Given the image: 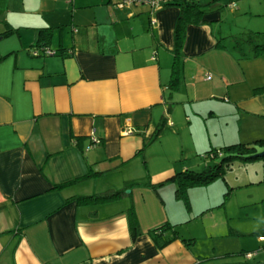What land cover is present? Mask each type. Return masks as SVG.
<instances>
[{
	"label": "crops",
	"instance_id": "1",
	"mask_svg": "<svg viewBox=\"0 0 264 264\" xmlns=\"http://www.w3.org/2000/svg\"><path fill=\"white\" fill-rule=\"evenodd\" d=\"M119 1L88 0L70 23L49 20L25 39L17 28L15 44L0 43V264H264V227L235 228L214 211L192 219L197 186L187 206L174 179L201 171L209 151L264 139L214 144L207 126L235 125L230 114L264 125V53L238 39L264 34V0L238 1L248 18L238 37L220 26V0L188 22L173 86L179 0L152 13ZM37 2L57 18L73 0ZM37 43L56 54L31 55ZM165 223L177 237L155 230Z\"/></svg>",
	"mask_w": 264,
	"mask_h": 264
},
{
	"label": "rangeland",
	"instance_id": "2",
	"mask_svg": "<svg viewBox=\"0 0 264 264\" xmlns=\"http://www.w3.org/2000/svg\"><path fill=\"white\" fill-rule=\"evenodd\" d=\"M37 1L0 0V34L4 35L0 40L1 46L7 47L15 44L19 35L16 32L17 28L20 31V35L25 39L32 34V27L46 26L49 24V20L55 22V24H67L70 23V18L75 10H77V13L79 11L83 13V11H86L85 9H88L86 7L83 8L81 5L78 7V4H83L88 0H73L68 10V2H64L67 3L66 9H64L62 16L56 18L53 11L39 12L44 7L38 6L39 2ZM199 1L205 4L203 5L204 8L209 9L215 8L221 1L220 12L222 21L220 26L227 34L236 33L235 36L238 37V32L241 33L243 26L247 25L245 19L247 20L248 18L240 16L236 9L239 0ZM230 2L233 3L230 4ZM50 6L53 8L56 5L51 3ZM58 7H61L60 3L56 6L57 9ZM148 8L150 9V7ZM215 24L218 25L216 22ZM242 35L240 34L238 37L240 40H242ZM262 37H264L262 33L253 35L254 41ZM245 47L247 48V46ZM229 120L235 125H207L209 128H213L212 130L210 129L209 138L214 144H220L230 138L243 137L244 139L241 140H248L255 134H264V125H240L237 116L231 114ZM215 121L220 124L224 122V118L223 116H218ZM251 132H254L253 135H250ZM261 153L258 152V154ZM210 162L213 164L214 160H210ZM200 166L196 167V169L203 167ZM189 196L193 204L192 210L189 211L192 219L199 220L201 215H205L204 217L207 218L208 215L213 214L227 217V219L223 218V223L226 224L228 221L235 228L237 226L247 230L248 227L255 229L264 227V159H256L249 162L234 161L227 166L222 176L205 186H197L190 189ZM207 203L212 204L214 209L201 212L202 208L210 206L206 205ZM211 211L214 212L210 213ZM188 223L190 224L191 222H187L186 225H189ZM189 227L192 226L189 225ZM197 228H200V226Z\"/></svg>",
	"mask_w": 264,
	"mask_h": 264
},
{
	"label": "trees",
	"instance_id": "3",
	"mask_svg": "<svg viewBox=\"0 0 264 264\" xmlns=\"http://www.w3.org/2000/svg\"><path fill=\"white\" fill-rule=\"evenodd\" d=\"M175 3V2H173ZM178 5L180 7V16L178 17L176 28H175V62L173 64V79L171 81V86L176 85L175 78V70L177 64V58L179 57L180 49L182 47L185 26L190 21H197L203 13L207 12V10L200 4L199 0H179ZM51 28H41L39 29V33H44L46 36H49V32ZM257 34V33H256ZM260 34V33H259ZM239 39V38H238ZM253 43L254 48L258 53H264V43H260L258 40L254 41L252 36L242 37V40L239 39V43ZM39 47H47L45 44L37 43ZM48 48V47H47ZM29 53L33 55L29 49ZM56 54V51L54 52ZM40 55H44L41 53ZM159 130V129H158ZM258 152H262L258 154ZM208 155H210L211 159H218L214 161L213 164L207 163L205 167L201 171H195L186 169L184 172H178L174 179H176L177 187L175 191V196L178 199H182L187 206H189L188 200V189L192 186H203L207 185L216 178L222 176L224 174L225 169L230 163L234 161H243L249 162L256 159H264V139H259L253 141L252 143H234L230 145H225L220 149H216L214 151H209ZM227 194V193H226ZM123 195V190L117 191H106L94 195L89 196H78L76 199L81 202H104L119 198ZM128 219L130 222L131 229H137L136 219L134 212L130 209L128 211ZM163 230L167 232H171L173 237H177L178 231L175 230V225H171L169 223H165L155 230Z\"/></svg>",
	"mask_w": 264,
	"mask_h": 264
},
{
	"label": "built area",
	"instance_id": "4",
	"mask_svg": "<svg viewBox=\"0 0 264 264\" xmlns=\"http://www.w3.org/2000/svg\"><path fill=\"white\" fill-rule=\"evenodd\" d=\"M173 0H120L119 2L116 3L117 7H129L131 5L137 4V3H141V4H146L148 7H150L151 12L154 11L155 9H157L158 7L169 3ZM194 1V0H193ZM151 22H153L152 19H150ZM30 51L33 55H39L41 53H43L44 55H52L54 54L55 50L51 49V48H45V47H39L38 45L33 46L30 48ZM209 77V75H208ZM264 239V238H262Z\"/></svg>",
	"mask_w": 264,
	"mask_h": 264
},
{
	"label": "water",
	"instance_id": "5",
	"mask_svg": "<svg viewBox=\"0 0 264 264\" xmlns=\"http://www.w3.org/2000/svg\"><path fill=\"white\" fill-rule=\"evenodd\" d=\"M126 192H129V189H127Z\"/></svg>",
	"mask_w": 264,
	"mask_h": 264
}]
</instances>
